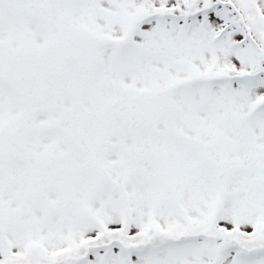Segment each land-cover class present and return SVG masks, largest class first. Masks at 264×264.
<instances>
[{
  "label": "snow or ice",
  "instance_id": "1",
  "mask_svg": "<svg viewBox=\"0 0 264 264\" xmlns=\"http://www.w3.org/2000/svg\"><path fill=\"white\" fill-rule=\"evenodd\" d=\"M0 264H264V0H0Z\"/></svg>",
  "mask_w": 264,
  "mask_h": 264
}]
</instances>
